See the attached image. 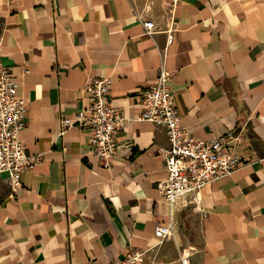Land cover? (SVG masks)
Masks as SVG:
<instances>
[{
    "label": "crops",
    "instance_id": "crops-1",
    "mask_svg": "<svg viewBox=\"0 0 264 264\" xmlns=\"http://www.w3.org/2000/svg\"><path fill=\"white\" fill-rule=\"evenodd\" d=\"M154 27L145 33L143 21ZM0 59L26 101L20 139L40 159L11 189L0 174V264H109L130 247L142 264H264V0H0ZM189 135L231 131L235 171L171 204L156 154L166 129L125 121L106 165L76 124L86 84L109 79V100L125 117L159 67ZM24 70H27L24 72ZM170 221L161 243L156 223Z\"/></svg>",
    "mask_w": 264,
    "mask_h": 264
},
{
    "label": "built area",
    "instance_id": "built-area-1",
    "mask_svg": "<svg viewBox=\"0 0 264 264\" xmlns=\"http://www.w3.org/2000/svg\"><path fill=\"white\" fill-rule=\"evenodd\" d=\"M164 1L169 11L178 2ZM142 24L145 33L150 34L153 22L146 20ZM170 81V71L164 65L160 66L154 81L139 93L141 111L135 117H125L109 100V79L92 78L85 86L90 94L89 105L72 115L60 117L58 134L64 133L72 124L86 129L93 152L107 165L117 151L116 133L126 120H148L161 124L166 129L168 144L156 148L166 171V176L157 182V192L170 204L184 193H199L208 183L237 169L239 156L229 147L236 136L231 131L209 139L189 135L181 123V111L176 105ZM17 87L18 81L12 76L10 67L0 59V174H6L13 190L21 186V174L40 159L38 155L26 154L20 139V130L25 125L26 101ZM171 234L170 221L156 223L153 227L157 243ZM145 250L130 247L123 257L109 264H142ZM190 256V251H182L176 264H191Z\"/></svg>",
    "mask_w": 264,
    "mask_h": 264
}]
</instances>
